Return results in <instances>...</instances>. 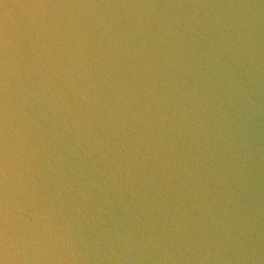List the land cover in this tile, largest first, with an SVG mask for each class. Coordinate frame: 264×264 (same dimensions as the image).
I'll use <instances>...</instances> for the list:
<instances>
[{"label": "clouds", "instance_id": "9594fccd", "mask_svg": "<svg viewBox=\"0 0 264 264\" xmlns=\"http://www.w3.org/2000/svg\"><path fill=\"white\" fill-rule=\"evenodd\" d=\"M0 264H264V0H0Z\"/></svg>", "mask_w": 264, "mask_h": 264}]
</instances>
